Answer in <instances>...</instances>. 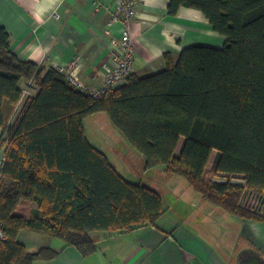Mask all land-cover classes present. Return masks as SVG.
Segmentation results:
<instances>
[{
    "label": "trees",
    "instance_id": "trees-1",
    "mask_svg": "<svg viewBox=\"0 0 264 264\" xmlns=\"http://www.w3.org/2000/svg\"><path fill=\"white\" fill-rule=\"evenodd\" d=\"M182 8L201 11L227 44L189 47L178 60L165 53L163 72L131 73L102 99L77 90L57 70L21 61L0 27V226L6 236L0 264L59 257L61 251L48 247L29 252L19 242L22 232L51 236L86 257L99 249L93 233L155 227L166 213L159 192L128 181L89 142L84 121L96 114L109 117L147 170L163 167L204 201L264 222V213L240 206L241 186L214 180L243 175L247 187L264 196V0H171L169 13ZM22 80H35L40 90L16 112ZM5 101L15 108L10 119Z\"/></svg>",
    "mask_w": 264,
    "mask_h": 264
},
{
    "label": "crops",
    "instance_id": "crops-1",
    "mask_svg": "<svg viewBox=\"0 0 264 264\" xmlns=\"http://www.w3.org/2000/svg\"><path fill=\"white\" fill-rule=\"evenodd\" d=\"M138 1L139 16L131 25V36L135 46L132 73L139 77L163 72L165 53L178 60L186 48H223L229 41L213 29L199 10L182 8L172 16L171 0ZM114 4L115 0H0V27L11 35L12 51L21 61L33 62L40 69L57 70L78 59L80 79L101 89L106 84V67L111 63V40L119 35V26L111 25ZM20 86L23 97L18 111L40 90L35 80H22ZM3 109L10 119L15 108L5 101ZM106 119L102 114L86 119L85 134L87 123H95L100 131ZM108 126L111 132L97 135L103 145L89 142L109 158L124 178L145 184L144 179H132V158L138 157V152L111 121ZM1 136L2 128L0 139ZM184 141L182 138L180 151ZM4 156L2 148L0 163ZM140 160L145 166V158ZM210 165L211 160L208 169ZM145 170L142 177H147L146 185L161 194L166 208L155 227L114 236L92 234L99 240V249L86 257L73 247L64 249L62 241L48 235L22 232L19 242L31 253L46 247L61 251L55 260L35 264H238L239 253L249 248L264 257V222L242 219L204 201L185 179L169 178L163 167ZM155 171H160L159 179L148 176ZM32 208L38 210L35 204Z\"/></svg>",
    "mask_w": 264,
    "mask_h": 264
},
{
    "label": "built area",
    "instance_id": "built-area-1",
    "mask_svg": "<svg viewBox=\"0 0 264 264\" xmlns=\"http://www.w3.org/2000/svg\"><path fill=\"white\" fill-rule=\"evenodd\" d=\"M140 3L138 0H115L114 13L112 16L111 25L119 26V35L111 40V47L109 57L111 63L106 67L107 76L106 84L101 89H95L86 85L78 75L79 60L75 61L57 68V71L65 76L67 81L77 90L92 96L96 99H102L106 95L113 93L115 89L125 83L128 76L133 71V64L135 59V46L131 36V25L135 22L139 16ZM18 112V107L16 108ZM3 162L0 163V181H1V168ZM223 177V180L217 181L219 183L230 182L233 185H238L246 188L245 195L242 196L240 206L244 209H248L254 213L263 215L264 210V197L256 192H252L247 187V182L245 176L243 175H233L219 174ZM241 179L240 184L233 183L235 178ZM229 181L227 182V180ZM243 183V184H242ZM243 185V186H242ZM244 188V189H245ZM255 196L254 201L250 202V199L243 200L249 194ZM249 204V207H248ZM0 239L5 240V233L0 226Z\"/></svg>",
    "mask_w": 264,
    "mask_h": 264
},
{
    "label": "rangeland",
    "instance_id": "rangeland-1",
    "mask_svg": "<svg viewBox=\"0 0 264 264\" xmlns=\"http://www.w3.org/2000/svg\"><path fill=\"white\" fill-rule=\"evenodd\" d=\"M103 116H104V118H107L106 120H107V122H104V124H105V126L103 127L104 129H101V128H99L100 129V131H98L97 130V127L95 126V123H94V125H91L90 123H87L86 125H85V129H86V135L88 136V138H89V141L93 144H95V145H103V144H101V143H103V140L101 139V137H99V139H98V137H97V135H100L101 136V133H105V131L107 132V131H110L111 132V130H110V128H109V126H108V124H110V120H109V117L107 116V115H105V114H102ZM109 120V121H108ZM89 122V121H88ZM101 125V124H100ZM112 126V125H111ZM100 127V126H99ZM96 128V129H95ZM97 131L99 132L98 134H97ZM116 132H118L117 130H116ZM181 143V142H180ZM181 146V145H180ZM180 146H179V149H178V151H177V156H179V152H180ZM138 154V157H136L135 159L134 158H132V161H133V167H132V176H133V178L132 179H138V181H139V179H144L143 181H144V183H145V185L146 184H148V180H147V177H145V178H143L142 176H145L144 175V170H145V166L142 164V162H141V160H140V158H144L143 157V155L142 154H140V153H137ZM216 154H217V152L216 153H213V155H212V158H211V167H212V165H213V163H214V157L216 156ZM111 159H112V161L116 164L117 163V161H114L113 159V157H111ZM134 159V160H133ZM116 165H118V167H119V169H122L120 166H119V164L117 163ZM209 169H211V168H209ZM145 171H147V170H145ZM148 176H153V178H156V179H159L160 177H161V173H160V171H155V173H151V175H148ZM168 176H169V178H173V177H171V176H176V175H172V174H169L168 173ZM128 177H131V176H128ZM136 177V178H135ZM184 180V179H183ZM214 180H217V181H222L223 180V177H221V175H218V176H216L215 177V179ZM133 181H137V180H133ZM229 181V179L227 180V182ZM233 183H237V184H240L241 183V179H239V178H235L234 180H233ZM243 184V183H242ZM243 186V185H242ZM243 189L245 188V187H242ZM246 192V188L244 189V193ZM249 194V193H248ZM243 195H245V194H243ZM247 197H248V199H250V202H253L254 201V198H255V196H253V194H249L248 196H246V198H244L243 200H246L247 199ZM264 197V196H263ZM248 207H249V204H248ZM243 208V207H242ZM247 211L248 212H251V213H253V214H255V215H261V214H258L257 212L256 213H254V212H252V211H250V210H248L247 209ZM263 213H264V210L262 211ZM98 233H100V232H96V233H93V234H98Z\"/></svg>",
    "mask_w": 264,
    "mask_h": 264
},
{
    "label": "water",
    "instance_id": "water-1",
    "mask_svg": "<svg viewBox=\"0 0 264 264\" xmlns=\"http://www.w3.org/2000/svg\"><path fill=\"white\" fill-rule=\"evenodd\" d=\"M238 264H264V257L254 249H244L238 255Z\"/></svg>",
    "mask_w": 264,
    "mask_h": 264
}]
</instances>
